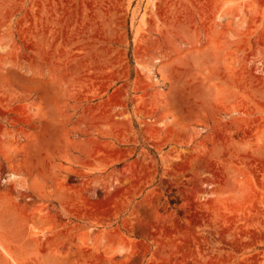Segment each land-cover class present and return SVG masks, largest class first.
<instances>
[{"label":"rangeland","instance_id":"obj_1","mask_svg":"<svg viewBox=\"0 0 264 264\" xmlns=\"http://www.w3.org/2000/svg\"><path fill=\"white\" fill-rule=\"evenodd\" d=\"M0 264H264V0H0Z\"/></svg>","mask_w":264,"mask_h":264}]
</instances>
